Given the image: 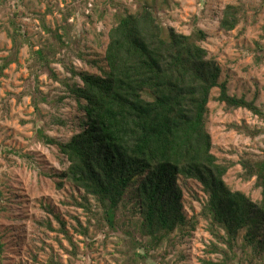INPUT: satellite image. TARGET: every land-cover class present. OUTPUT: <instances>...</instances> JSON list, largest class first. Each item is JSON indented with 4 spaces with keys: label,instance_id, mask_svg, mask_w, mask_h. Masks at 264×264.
<instances>
[{
    "label": "trees",
    "instance_id": "16d2710c",
    "mask_svg": "<svg viewBox=\"0 0 264 264\" xmlns=\"http://www.w3.org/2000/svg\"><path fill=\"white\" fill-rule=\"evenodd\" d=\"M163 1L169 0L153 3ZM246 21L243 4L228 5L219 29L230 33ZM12 25L14 51L0 65V78L24 45L22 30ZM53 35L56 43L37 52L47 71L50 63H56L57 45L65 48L58 31ZM206 38L202 31L187 36L165 27L149 4L140 5L134 13H116L103 58L91 62L99 74L64 65L71 80L81 82L64 83L69 96L61 98L75 101L82 115L80 131L67 143L48 137V125L37 109L38 140L56 147L68 162L65 172L57 175V189L70 183L81 190L84 195L73 206L95 218L97 228L106 229L108 237L125 235L127 264H151L159 250L165 260L197 231L202 219L209 223L217 242L211 245L213 253L238 262L240 250L253 249L264 264V152L257 157L244 155L238 163L243 170L240 178L247 183L255 180L254 189L260 191L255 201L227 184L226 177L236 164L216 157L208 130L215 89L220 90L215 100L226 112L244 109L264 120V111L244 97L229 94V82L220 81L217 59L202 46ZM257 46L256 60L262 63L264 48ZM35 81V93L44 99ZM230 129L252 138L263 132L238 125ZM189 183L198 184L206 196L201 213L191 219L184 206ZM2 196L0 192V200ZM90 198L98 202V211L94 212ZM132 202L135 207L130 211ZM90 227L80 226L78 232L88 237ZM241 233L242 245L237 250ZM218 242L226 248L220 249ZM4 247L0 242V264Z\"/></svg>",
    "mask_w": 264,
    "mask_h": 264
},
{
    "label": "rangeland",
    "instance_id": "374dc122",
    "mask_svg": "<svg viewBox=\"0 0 264 264\" xmlns=\"http://www.w3.org/2000/svg\"><path fill=\"white\" fill-rule=\"evenodd\" d=\"M147 4L167 28L187 36L204 32L207 38L202 46L217 59L222 69L220 81L229 82V94L244 97L264 111V61L256 60L257 45L264 48V0H169L155 4L153 0H0V65L14 51L12 22L22 30L24 41L16 62L0 78L2 264H127L125 235L108 237L106 229L97 228L95 218L73 206L84 195L81 190L70 183L57 189V175L65 172L68 162L56 147L38 140L35 125L38 109L48 125V137L67 143L80 131L82 115L75 101L61 98L69 96L64 83L81 82L71 80L64 65L77 72L99 74L91 62L103 58L115 14L134 13ZM240 4L247 12L246 24L230 33L221 31L223 10ZM57 31L65 48L57 45L56 63L43 70L46 64L37 52L56 43L53 33ZM36 78L44 99L35 93ZM219 94V89L212 92L209 105L213 153L236 164L226 177L227 184L257 201L260 191L254 189L255 180L244 182L238 163L244 155L257 157L264 152V120L244 109L226 112L215 100ZM233 125L263 132L252 138L230 129ZM184 193L185 214L191 219L201 213L206 196L196 183H189ZM90 202L94 212L98 211V202L93 198ZM133 207L135 202L128 204L130 211ZM62 223L66 234L61 232ZM80 226H91L88 237L78 232ZM243 236L241 233L238 238L237 250ZM216 243L209 223L202 219L197 231L185 237L165 260L163 250L155 252L151 264H253L254 259L263 264L262 256L253 249L240 250L239 261L229 262L212 252L211 245ZM219 247L226 248L222 243Z\"/></svg>",
    "mask_w": 264,
    "mask_h": 264
}]
</instances>
